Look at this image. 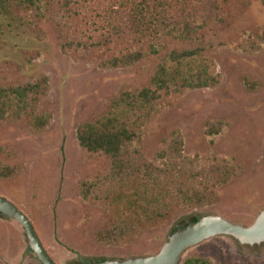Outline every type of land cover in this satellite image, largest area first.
<instances>
[{
  "label": "rangeland",
  "instance_id": "rangeland-1",
  "mask_svg": "<svg viewBox=\"0 0 264 264\" xmlns=\"http://www.w3.org/2000/svg\"><path fill=\"white\" fill-rule=\"evenodd\" d=\"M233 8L221 33L222 41L257 28L264 31L261 0H237ZM4 25L0 83L47 76L50 91L41 100L39 111L50 114L51 121L39 133L24 122L0 123V161L17 168L12 177L0 178V196L29 217L57 264H93L151 255L160 250L174 229L193 218L220 214L250 225L264 209V45L257 53H245L231 43L215 45L205 55L221 76L219 84L173 96L168 107L153 116L145 128L143 149L150 161L155 162L159 149L179 131L186 156L198 157L203 167L225 159L236 168L235 177L214 189L216 200L211 205L179 208L165 223L130 243L107 246L97 241L96 234L110 224L109 212L82 197V184L102 174L107 163L80 147L77 129L105 114L122 90L147 86L166 51L133 67L104 69L102 55L64 54L62 44L68 35L49 16L35 28ZM212 41L217 44L215 38ZM246 80L256 84L254 89ZM209 122L225 123L218 136L205 135ZM190 258L208 264H264V245L251 248L232 238L218 237L189 250L182 264ZM0 264H40L28 251L22 227L2 216Z\"/></svg>",
  "mask_w": 264,
  "mask_h": 264
},
{
  "label": "trees",
  "instance_id": "trees-1",
  "mask_svg": "<svg viewBox=\"0 0 264 264\" xmlns=\"http://www.w3.org/2000/svg\"><path fill=\"white\" fill-rule=\"evenodd\" d=\"M236 1L0 0V45L4 24L6 28L17 23L35 28L38 21L49 16L68 35L62 44L64 54L102 55L104 69L133 67L166 51L147 86L122 90L105 114L77 129L80 147L107 163L102 174L82 184V197L110 214V224L96 234L100 244L126 245L165 223L179 208L211 205L216 200L214 189L235 177L236 168L225 159L203 167L198 157L186 156L179 131L159 149L155 162L146 158L143 142L150 119L168 107L173 96L219 84L221 76L205 55L208 50L228 43L245 53L262 50L264 31L259 28L222 41L221 33ZM245 84L253 89L256 86L247 80ZM49 91L47 76L23 83H0V123L19 121L34 133L45 130L51 116L41 113L39 105ZM121 108L125 112H117ZM224 126L209 122L205 135L218 136ZM16 172L17 168L0 161V178H10ZM184 264L208 263L190 258Z\"/></svg>",
  "mask_w": 264,
  "mask_h": 264
},
{
  "label": "water",
  "instance_id": "water-1",
  "mask_svg": "<svg viewBox=\"0 0 264 264\" xmlns=\"http://www.w3.org/2000/svg\"><path fill=\"white\" fill-rule=\"evenodd\" d=\"M0 216L17 222L23 229L28 251L40 264H57L44 247L29 217L8 199L0 196ZM218 237L232 238L241 246L264 245V209L250 225L236 223L220 214H207L177 228L157 253L129 258L106 259L94 264H182L185 254Z\"/></svg>",
  "mask_w": 264,
  "mask_h": 264
},
{
  "label": "flooded vegetation",
  "instance_id": "flooded-vegetation-1",
  "mask_svg": "<svg viewBox=\"0 0 264 264\" xmlns=\"http://www.w3.org/2000/svg\"><path fill=\"white\" fill-rule=\"evenodd\" d=\"M100 262V261H99ZM94 264V263H93Z\"/></svg>",
  "mask_w": 264,
  "mask_h": 264
}]
</instances>
